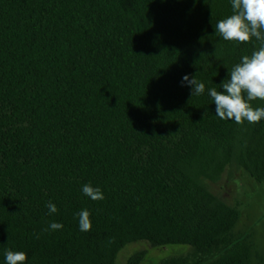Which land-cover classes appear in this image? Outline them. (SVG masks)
<instances>
[{
    "label": "trees",
    "instance_id": "obj_1",
    "mask_svg": "<svg viewBox=\"0 0 264 264\" xmlns=\"http://www.w3.org/2000/svg\"><path fill=\"white\" fill-rule=\"evenodd\" d=\"M231 14V0H0V264L5 250L118 264L140 241L193 249L161 264H264L208 184L233 168L264 182V118L222 120L208 95L261 46L215 34Z\"/></svg>",
    "mask_w": 264,
    "mask_h": 264
},
{
    "label": "clouds",
    "instance_id": "obj_2",
    "mask_svg": "<svg viewBox=\"0 0 264 264\" xmlns=\"http://www.w3.org/2000/svg\"><path fill=\"white\" fill-rule=\"evenodd\" d=\"M232 14L219 20L214 28L215 34L225 41L249 42L255 38L260 48L249 55H244L240 62L228 72V79L219 86L208 89V95L215 104L216 116L222 120H233L243 124L246 120L251 124L264 118V107L253 108L251 102L257 99L264 101V0H231ZM191 86V96H200L205 92V84L196 78L183 76L182 84ZM219 89H223L220 91ZM82 192L94 201L105 197L99 187L90 183L82 187ZM48 214L58 212L54 203L46 205ZM79 218V230L90 231L92 228L90 212L81 210L76 214ZM49 228L60 230L63 225L52 222ZM6 264H27V254L23 251L5 250Z\"/></svg>",
    "mask_w": 264,
    "mask_h": 264
},
{
    "label": "rangeland",
    "instance_id": "obj_3",
    "mask_svg": "<svg viewBox=\"0 0 264 264\" xmlns=\"http://www.w3.org/2000/svg\"><path fill=\"white\" fill-rule=\"evenodd\" d=\"M210 190L229 205L238 204V233H253V241L264 257V182H259L238 168L227 170L218 182L208 181ZM190 246L155 247L145 241L128 245L118 256V264H129L137 253H144L141 264H161L172 257L191 254ZM264 260V259H263Z\"/></svg>",
    "mask_w": 264,
    "mask_h": 264
}]
</instances>
